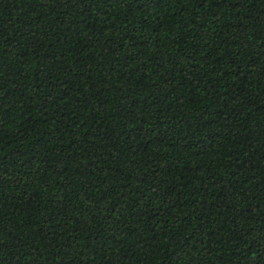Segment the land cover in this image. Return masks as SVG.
<instances>
[{
    "label": "trees",
    "instance_id": "16d2710c",
    "mask_svg": "<svg viewBox=\"0 0 264 264\" xmlns=\"http://www.w3.org/2000/svg\"><path fill=\"white\" fill-rule=\"evenodd\" d=\"M0 264H264V0H0Z\"/></svg>",
    "mask_w": 264,
    "mask_h": 264
}]
</instances>
